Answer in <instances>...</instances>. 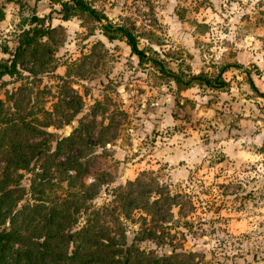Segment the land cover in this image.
Returning a JSON list of instances; mask_svg holds the SVG:
<instances>
[{
	"label": "rangeland",
	"instance_id": "374dc122",
	"mask_svg": "<svg viewBox=\"0 0 264 264\" xmlns=\"http://www.w3.org/2000/svg\"><path fill=\"white\" fill-rule=\"evenodd\" d=\"M85 1L134 34L145 60L125 40L108 41L100 27L106 21L78 9L64 21L50 0H0V59L10 60L3 49L12 54L35 24L47 32L38 53L0 80L1 114L46 130L30 142L47 139L54 154L58 139L93 120L92 136L83 140L97 154L105 146L100 162L111 174L98 188L97 205L152 171L193 206L184 219L174 210L184 249L200 253L203 264H264V0ZM154 61L183 80L225 68L228 87L186 89ZM55 105L52 119L41 113ZM141 246L160 255L170 250Z\"/></svg>",
	"mask_w": 264,
	"mask_h": 264
},
{
	"label": "trees",
	"instance_id": "16d2710c",
	"mask_svg": "<svg viewBox=\"0 0 264 264\" xmlns=\"http://www.w3.org/2000/svg\"><path fill=\"white\" fill-rule=\"evenodd\" d=\"M50 1L61 6L64 21L75 15L67 14L74 9L97 22L106 21L100 25L106 39L125 40L131 53L145 60L137 37L108 22L85 0ZM4 18L0 7V21ZM32 21L41 22L37 16ZM46 35V30L35 24L20 35L12 54L4 48L2 53L11 59H0V80L17 73L19 61L29 52L37 54ZM154 64L163 76L186 89L194 83L219 90L228 87L222 78L225 68L217 76L191 74L183 80L162 62ZM3 104L1 101L0 106ZM55 109L56 105L52 111L42 109L41 113L52 119ZM1 112L0 163L4 166L0 173V264H203L200 253L183 248L177 230L180 220L174 210L180 219L187 218L188 210H193L190 200L160 182L154 172H142L134 181L114 189L109 202L95 203L98 188L111 174L100 162L106 155L105 146H100L102 152L97 154L94 146L83 140L92 136L93 120L82 121L74 135L58 139L54 154L47 139L30 142L47 135L46 130L36 128L27 117L15 119ZM12 134L23 137L8 138ZM56 154L61 158L55 159ZM90 177L93 182L87 184ZM25 179L27 185L23 184ZM144 242L156 249L168 246L169 253L157 254L155 249L142 247Z\"/></svg>",
	"mask_w": 264,
	"mask_h": 264
}]
</instances>
